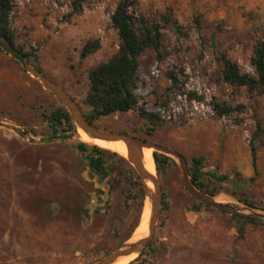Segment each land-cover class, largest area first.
Segmentation results:
<instances>
[{"label": "rangeland", "instance_id": "rangeland-1", "mask_svg": "<svg viewBox=\"0 0 264 264\" xmlns=\"http://www.w3.org/2000/svg\"><path fill=\"white\" fill-rule=\"evenodd\" d=\"M13 1L15 48L30 53L34 67L89 114L88 72L118 49L111 23L118 0H84L72 17L73 0ZM131 2L129 15L159 23L163 36L162 60L152 51L140 56L136 90L139 105L158 115V126L150 131L134 110L94 125L174 150L188 172L191 158H202L204 179L220 188L216 202L264 214V95L223 82L218 61L223 53L254 75L250 60L264 35V0ZM96 39L100 48L80 59L83 44ZM168 72L176 74V84ZM215 103L234 111L219 117ZM61 106L0 51V264H91L119 247L138 217L137 203L128 201L134 179L116 176L127 166L108 160L114 172L99 179L76 149L82 141L74 130L52 135L45 117ZM253 136L257 175L250 180ZM171 158L176 166L157 176L164 205L151 264H264V227L245 224L240 235L242 223L233 214L211 207L192 211L196 200Z\"/></svg>", "mask_w": 264, "mask_h": 264}, {"label": "trees", "instance_id": "trees-1", "mask_svg": "<svg viewBox=\"0 0 264 264\" xmlns=\"http://www.w3.org/2000/svg\"><path fill=\"white\" fill-rule=\"evenodd\" d=\"M83 1L84 0H73L71 2V12L67 17H72L79 13ZM131 4V0H118L112 12L111 23L117 34L118 49L106 62L98 64L88 72L89 86L84 104L89 107L90 112L89 114L82 113L89 123L94 124V122L101 117H109L134 110L139 113L141 118L149 123L152 127L150 131H154L158 126L159 117L157 114L147 111L140 106L136 95L139 84L138 60L140 56L147 51H152L157 60H162L163 36L159 23L150 20L135 21L128 12ZM14 9L15 4L13 0H0V35L4 36L13 45L15 36L10 24ZM99 48L100 42L98 39L86 41L81 47L80 59H85L89 55L94 54ZM17 50L26 57L31 65H33L30 61V53L25 52L20 47L17 48ZM218 61L222 66L220 74L223 82L231 86L243 87L250 94L264 95V35L254 46L250 60L254 75L242 73L238 65L232 62L223 53H219ZM38 70L40 71V69ZM167 77L172 84H176L177 79L175 73L168 72ZM214 111L217 116L222 117L233 112L234 109L227 104L215 103ZM45 119L52 135H56L58 132L66 133L74 130L70 116L63 106L50 112ZM120 133L128 134L124 132ZM254 141L255 136H253L250 141L251 165L254 173V177L250 180H253L257 175L256 147ZM75 147L84 157L87 168L99 179H107V177L114 172L115 168L108 164V160L115 159L118 164L127 166L125 172H117L116 174L117 177L123 176L125 179L127 178L126 175L131 176V178L134 179L133 184L136 187L135 192L128 196V201L137 203L138 217L135 220V224L129 236L125 239L127 240L139 223L140 214L145 203V201L143 202V192L138 177L125 159L116 153L85 142H79ZM152 157L157 176L163 174L169 167L176 166L174 160L164 154L153 152ZM201 164L202 158H191V166L189 168L191 182L196 189L202 191L206 195L211 197L216 196L220 188L219 186L213 185L211 180L204 179V172L201 170ZM215 179L220 183L227 181L226 176H216ZM111 182L112 181L109 180V183ZM163 197L162 205H164ZM242 201L250 206L246 200ZM201 209L210 210L211 208L196 201V205L192 211L198 212ZM231 217L241 220L242 224L238 229L240 235L243 234V226L245 224L264 227V222L255 218L235 215H231ZM123 241H121V243ZM152 245L153 241L138 257L131 260L128 264H151L148 257L151 255Z\"/></svg>", "mask_w": 264, "mask_h": 264}, {"label": "water", "instance_id": "water-1", "mask_svg": "<svg viewBox=\"0 0 264 264\" xmlns=\"http://www.w3.org/2000/svg\"><path fill=\"white\" fill-rule=\"evenodd\" d=\"M0 50L5 55L13 59L16 63H18L25 73L37 79L43 89L49 92L60 102V104L65 108V110L69 114L74 127V131L76 133L77 129H80L89 138L92 139H97L106 142H121L126 149V157H121L125 159V161L133 169L134 173L139 179L143 192V202L147 200L150 206V214L147 222V236L136 241L130 242V239L133 235L132 234L115 250L91 264H113L118 258L126 257L132 254H136V257H138L144 251V249L149 246L153 239L156 222L162 204V191L156 175V170L155 174L152 175L143 167L141 149L144 147L152 148L154 152L173 157L178 161L184 187L186 191L190 194V196L193 197L196 201L222 212L255 218L264 222V214L255 211V209L250 210L247 213H243L240 211V209L236 207L216 202L213 197L208 196L205 193L196 189L189 178L186 160L178 152L165 148L163 146L148 144L145 141L134 136L122 134L119 132L105 131L98 128L96 125L89 123L85 118L84 114L82 113V110L80 109L79 105L68 95V93L59 85L47 78L36 67L31 65L26 59V57L2 35H0ZM146 182H151L153 187L150 188L148 185H146ZM142 213L143 212L141 211V217ZM139 224L140 220L137 227L139 226Z\"/></svg>", "mask_w": 264, "mask_h": 264}, {"label": "bare ground", "instance_id": "bare-ground-1", "mask_svg": "<svg viewBox=\"0 0 264 264\" xmlns=\"http://www.w3.org/2000/svg\"><path fill=\"white\" fill-rule=\"evenodd\" d=\"M77 135L79 139L87 144L94 145V146H102V149L113 151L120 156L126 157V149L124 145L121 142H106L101 141L97 139L89 138L83 131L80 129H77ZM142 154V164L146 171H148L150 174H155V165L154 160L152 157L153 150L152 148H142L141 149ZM146 185H148L150 188L153 187L151 182H146ZM221 200V199H220ZM142 217L140 218V224L133 232V235L130 239V242L136 241L138 239L144 238L148 234V217L150 214V206L148 201L146 200L144 203V206L142 208ZM136 258V254H132L126 257H120L118 258L113 264H124L127 259L128 261L126 263H129L131 260Z\"/></svg>", "mask_w": 264, "mask_h": 264}]
</instances>
